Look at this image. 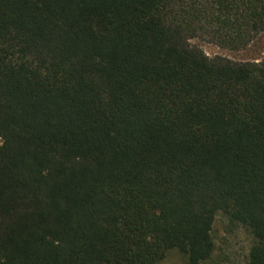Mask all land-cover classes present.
<instances>
[{"label": "trees", "instance_id": "trees-1", "mask_svg": "<svg viewBox=\"0 0 264 264\" xmlns=\"http://www.w3.org/2000/svg\"><path fill=\"white\" fill-rule=\"evenodd\" d=\"M264 0H0V264H187L218 214L264 264Z\"/></svg>", "mask_w": 264, "mask_h": 264}, {"label": "rangeland", "instance_id": "rangeland-1", "mask_svg": "<svg viewBox=\"0 0 264 264\" xmlns=\"http://www.w3.org/2000/svg\"><path fill=\"white\" fill-rule=\"evenodd\" d=\"M194 46L202 49L209 57H225L235 62L260 63L264 58V33L243 51L235 52L211 44L203 39L192 41ZM215 251L204 264H248L249 254L254 245V238L245 228L232 224L229 219L218 214L212 231ZM159 264H187V260L177 250L169 251Z\"/></svg>", "mask_w": 264, "mask_h": 264}]
</instances>
